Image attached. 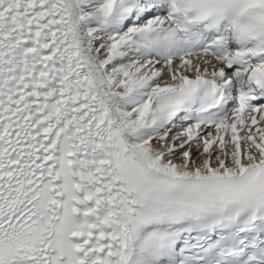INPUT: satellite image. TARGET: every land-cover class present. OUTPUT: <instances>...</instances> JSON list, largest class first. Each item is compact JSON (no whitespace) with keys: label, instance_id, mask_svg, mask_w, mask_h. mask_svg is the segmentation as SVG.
I'll list each match as a JSON object with an SVG mask.
<instances>
[{"label":"snow or ice","instance_id":"1","mask_svg":"<svg viewBox=\"0 0 264 264\" xmlns=\"http://www.w3.org/2000/svg\"><path fill=\"white\" fill-rule=\"evenodd\" d=\"M0 264H264V0H0Z\"/></svg>","mask_w":264,"mask_h":264}]
</instances>
